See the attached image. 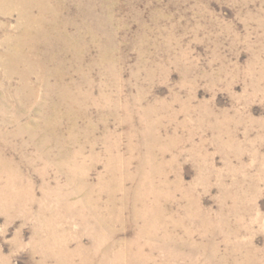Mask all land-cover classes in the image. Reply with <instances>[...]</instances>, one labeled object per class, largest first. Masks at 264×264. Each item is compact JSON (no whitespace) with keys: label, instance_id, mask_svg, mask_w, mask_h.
Here are the masks:
<instances>
[{"label":"rangeland","instance_id":"1","mask_svg":"<svg viewBox=\"0 0 264 264\" xmlns=\"http://www.w3.org/2000/svg\"><path fill=\"white\" fill-rule=\"evenodd\" d=\"M57 15L74 40L39 54L57 55L64 83L21 88L0 66V143L36 200H0V264H64L36 244L54 215L42 205L86 264H112L94 251L108 234L113 254L129 246L118 264H264V0H62ZM19 23L0 7V54ZM146 181L150 225L134 192Z\"/></svg>","mask_w":264,"mask_h":264},{"label":"bare ground","instance_id":"2","mask_svg":"<svg viewBox=\"0 0 264 264\" xmlns=\"http://www.w3.org/2000/svg\"><path fill=\"white\" fill-rule=\"evenodd\" d=\"M61 1L60 0H1L0 1V7L1 8L3 6H8L12 9H15L18 11V14L20 17V23L18 25L16 35L13 37H10L4 41V43H7L8 47L7 48L5 47L6 49H5L4 53L0 54V66H3V68H5V73L7 74L6 76H7L8 82H11L15 75H21L23 81H25V82L22 81L23 84H21L22 85L21 88H23V86L24 87L27 86V83L30 80L29 78L31 75H36L38 78L44 79V81L49 80V77H52V78H56V80H59L62 83L63 80L65 79L62 74H59V72L61 70L60 66H57L53 69H51V67H50L53 64H56L57 59H58L57 55L56 56L52 55V52L47 51V54H45V56H47V55L48 56H47V58H44L42 55L39 54V52H40L39 45L40 44H41V46L48 48L49 50L52 51V49L54 48V45H52V40H54V39H56V41L64 40V43H66L65 45H67L69 43L68 40H71V39L74 40L72 37L68 36L69 34L67 35V33L62 30V24L58 20L60 16L58 17L57 14L59 11V3L61 4ZM64 29H65V27H64ZM72 46L73 45H70L67 48H70ZM51 70H53V71H51ZM65 86L68 89H70V87L72 85L69 86V84H68ZM67 93H69V92H67ZM47 94H49V93H47ZM88 99H90V98H88ZM44 125L48 126L47 124H44ZM20 133H22V131H20ZM56 134H54V135H56ZM55 137H56V139L58 138V136H55ZM3 138L6 139L5 136H2L0 134V139H3ZM58 140H60V139L58 138L57 141ZM58 144H60L59 141H58ZM2 146H3V144L0 143V200L5 201L8 203V205L10 204L12 206H16V204L19 201H20L22 206L23 205L28 206L29 203L34 202V200H35V196H34L35 193H33L32 185L30 182H28V180L26 178H24L22 176L20 169L17 166H15L13 161L10 158L6 157V154H5V151L3 148L7 147V146H3V147ZM78 155L76 153L70 155L71 160H72V162H71L72 164H76V160L78 159ZM117 158H118V156H117ZM112 160L117 161V159H112ZM71 168H74V166ZM107 169H109V168H107ZM71 171H72V169H71ZM81 177H85V176H81ZM108 177H110V176H108ZM3 180H4V184L2 185L1 183L3 182ZM74 183H76V182H74ZM83 187L88 192L85 193V197L83 198V200L81 199L82 205L84 207L86 206V208L89 207L92 214H97L98 213L97 211L100 210L99 199H93V194L91 191L92 188L90 189V186L86 181H83ZM147 188H153V185L149 182L147 183V181H146L145 183L143 182L142 185L137 186V189L134 192H137L136 196H139L137 201L140 204H142V206H141L142 210L139 211L136 209L137 214L139 215V217L143 218L150 225L151 221H152V217L155 214V211H154L155 205H152L151 203H149V202H151V198H149V196H151L152 194H151V191H149ZM116 190H120L123 193L124 197L122 199H124L125 201L129 198V194L131 193V191L128 188H126L123 181L118 183ZM152 191H153V189H152ZM54 192H55V194L57 193V191H54ZM73 193H75V192H73ZM73 193H68L67 195H69V196L65 195V196H67L69 201L72 199ZM44 194H46V193H44ZM52 195L54 196V194H52ZM65 196H59V203L61 204V206L62 205L64 206V203H66V205H68L67 202H64ZM94 197H96V196H94ZM48 200H50V199H48ZM55 201H58V200H55ZM114 201H116L114 199V197H111L109 203L114 204ZM47 206L46 205L40 206L39 211H41V213H45V212L49 211L54 215L51 216L50 218H48L47 220H44L43 221L44 224L40 225V230L47 231V235L44 238L38 237L39 240H38V242H36V244L40 245L43 248V255L45 256V258L51 257V258L59 259L64 264H76V263H74V258L76 256H80V255L82 256L83 252H85V249L81 245L76 247L75 249L71 248V246H70L71 240L68 238L66 231L65 230L60 231L57 227V222L58 223L60 221L63 222V218L61 215L59 216V218L57 217V215H59L60 211L54 212L53 210L49 209ZM151 206H153V207H151ZM55 211H56V209H55ZM102 221H103L102 218L101 219L98 218L97 223H99L101 225ZM106 221H107V223L111 222V220H106ZM153 222L155 223L156 220ZM156 228H154L155 233L159 229L158 227H156ZM38 233H41V232H38ZM145 233H148V232H145ZM148 235H149V233H148ZM39 236H41V235L39 234ZM113 241H114L113 234H110V235L108 234L106 236H103L102 239L98 240L97 247L94 251H95V253H100V251H103V257L106 260L109 257L112 258V255H113V258L111 259L112 264H118L117 260L122 258V255L128 256L130 249H129V246L127 245L124 247V249L122 251L120 250L117 253L113 254V249L115 246V243ZM136 255L138 256V254H136ZM84 258L85 257L82 256V262H83L82 264H86L84 262ZM138 258H139V256H138ZM90 260H91V258H90ZM146 260L143 261L141 264H146L147 263Z\"/></svg>","mask_w":264,"mask_h":264}]
</instances>
